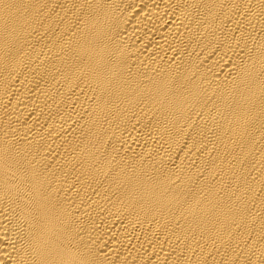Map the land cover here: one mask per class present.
<instances>
[{"label":"bare ground","instance_id":"obj_1","mask_svg":"<svg viewBox=\"0 0 264 264\" xmlns=\"http://www.w3.org/2000/svg\"><path fill=\"white\" fill-rule=\"evenodd\" d=\"M0 264H264V0H0Z\"/></svg>","mask_w":264,"mask_h":264}]
</instances>
